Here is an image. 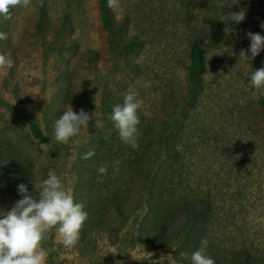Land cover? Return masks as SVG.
Returning a JSON list of instances; mask_svg holds the SVG:
<instances>
[{
	"label": "rangeland",
	"instance_id": "obj_1",
	"mask_svg": "<svg viewBox=\"0 0 264 264\" xmlns=\"http://www.w3.org/2000/svg\"><path fill=\"white\" fill-rule=\"evenodd\" d=\"M220 4L120 0L119 8H110L115 25L122 26L117 46L103 27L98 0H32L30 8H13L10 18L0 17V32L7 34L0 40V54L14 61L11 69L0 68V160L20 156L28 162L33 195V184L53 171L88 213L72 248L63 246L55 228L49 232L42 245L49 253L46 264H187L176 260L185 257L179 249L193 253L200 239L208 241L206 254L221 264H239L243 251L264 264V118L259 104L264 93L253 98L250 81L252 72L264 67V49L250 61L239 56L241 50L251 56L246 33L264 36L259 28L264 0L242 5L245 19L232 22L227 34L220 27ZM195 39L208 48V73L197 104L189 109L181 104L189 89L186 66ZM130 40L140 45L125 54L121 45ZM129 91L143 101L138 129L142 122L155 128L164 119L182 121L185 129L177 131L191 183L184 195L205 202L184 211L174 205L178 195L172 191L170 219L164 221L171 226L148 245L140 236L144 207L126 220L114 209L102 214L111 197L108 190L102 188L96 197L94 189L80 186L88 177L83 167L93 163L81 158L96 145L92 138L105 132L106 139L113 131L112 114L102 111L104 94L123 100ZM70 105L91 118L67 144L58 143L54 124ZM0 178V211L6 212L23 197L14 198L7 189L9 183L18 192L16 179ZM137 192L134 188L130 194L131 206ZM201 207V232L187 242L183 235L172 239ZM125 210L127 215L131 209Z\"/></svg>",
	"mask_w": 264,
	"mask_h": 264
},
{
	"label": "trees",
	"instance_id": "obj_2",
	"mask_svg": "<svg viewBox=\"0 0 264 264\" xmlns=\"http://www.w3.org/2000/svg\"><path fill=\"white\" fill-rule=\"evenodd\" d=\"M218 1L223 3L220 4L221 6L219 8V15L222 14L224 16L222 21L226 19L225 16L229 13L244 10L242 5H246L249 2V0H234L236 2V4H234L232 3L233 0ZM206 2H208V0H206ZM249 5H252V3ZM260 6L262 5L257 7ZM98 8L103 27L114 37L113 42L114 45L117 46L118 43L122 42V26L115 25L107 0H98ZM226 26L230 28L232 22L229 21L227 25L224 21L220 22V27L222 29L225 30ZM259 28L264 29L262 27ZM139 45V41L130 40L122 43L121 50L125 54L131 53L134 52ZM189 46L190 63L186 66L189 89L187 94L182 97L181 105H185L191 109L195 107L200 94L205 88V77L208 73V48L202 39L193 40ZM117 104L122 106L123 100L121 98H115V96L113 97L111 93H105L101 102L103 113L107 112L112 114V109ZM259 104L262 111L260 114L264 118V99H262ZM185 115L184 112L180 113L182 118L185 117ZM181 122L182 121L178 118H176L173 123L164 119L163 122L156 126L154 125L155 128H153L151 124L142 122V126L139 129L141 136L138 137L139 147L135 149L119 139L118 131L113 122L110 126L113 130L112 134L108 135L106 139L103 137L104 135L107 136L105 132L100 134L98 136L100 138L98 139L92 138V142L96 144L93 148L95 155L87 159V161L90 160L93 163L83 167L84 170L88 172V177L80 181V186H82V188L94 189L96 197H98L102 188L108 190L111 194V197L103 204L102 214L108 213L114 209L121 214L123 220H126L139 208L144 207L146 209V213L143 217L144 222L140 227V236L145 245H148L149 242L151 243L155 237L162 234L166 229L168 230L171 226V222L164 221L170 219L167 206H169L170 203L172 204L170 199L172 191H175L178 195V198L173 202L174 205L184 209V211L188 210L186 208L188 205H200L205 203L201 198L193 197L189 199L188 196L184 195L185 189H191V183L187 181L189 171L182 163V161H184L185 152L180 148L182 135L180 132H183L185 128L181 127ZM178 128L180 130L179 133ZM36 133L38 137H41L40 132L36 131ZM154 136L155 138L153 139ZM171 138H176L177 140L170 142L169 140H171ZM154 156H157V158ZM116 160L122 162L119 165V171H114L113 168V163ZM104 164L108 165V170L107 173L101 175L98 172V168ZM0 175L5 178L4 180H6V182L13 177L16 179L17 186L20 184L27 185L29 193L32 194L30 188L32 178L31 169L28 162L22 157L14 156L11 159L0 160ZM12 186L8 183V191L14 198L20 199L18 198L20 195L19 192L11 191ZM134 188L138 191V198L136 199L135 205L131 206L132 204L129 202V197ZM207 203H209V201H207ZM125 209H131L127 212V215L123 214V212L126 211ZM202 212H204V208L201 207L200 210L195 213V216H192L194 220L190 221V225L187 226V228L184 226L182 231L171 238L176 239L183 235V241L187 242L191 236L201 232L199 222L202 221L199 220V218ZM184 229L185 231L183 234ZM201 240L202 239L199 240L198 247H201ZM185 251V247L182 246L179 252L186 253L187 256L184 258H178L176 256V260L190 264L192 263V252L189 253ZM237 255L238 253L236 257H238ZM241 255H243V257L241 258V262L240 259L238 260L239 264H262V260L251 257V254L247 251H243ZM213 260L215 264H221L222 261L217 258Z\"/></svg>",
	"mask_w": 264,
	"mask_h": 264
},
{
	"label": "clouds",
	"instance_id": "obj_3",
	"mask_svg": "<svg viewBox=\"0 0 264 264\" xmlns=\"http://www.w3.org/2000/svg\"><path fill=\"white\" fill-rule=\"evenodd\" d=\"M107 4L109 8L117 9L120 0H107ZM31 6L32 0H0V17L8 19L11 9H28ZM225 18L223 21L226 25L229 21L238 24L245 19V11L229 13ZM261 27L264 28V24H261ZM229 31L231 30L226 26L225 33ZM246 36L250 40L248 51L251 56L246 55L244 50H241L239 56L250 61L264 49V36L252 32L246 33ZM6 39L7 34L0 32V40ZM13 66L12 59L0 54V68L11 69ZM250 81L255 89L253 98H257V93H264V67L252 72ZM142 106L143 101L138 98V93L129 91L124 96L123 105L117 104L112 109L111 120L118 131L119 139L133 149L139 147V110ZM90 118L83 109L76 112L71 105L68 106L55 121L56 142L67 144L70 138L79 134L82 127L87 128ZM94 155L95 151L90 150L81 158L87 160ZM121 163L120 160L114 161V171H119ZM107 170V164L98 168L101 175L107 173ZM33 190L36 195L29 193L27 185L20 184L18 192L23 198L10 210L0 211V264H46L49 253L42 245L54 228L65 248H72L79 242L88 213L83 204L75 202L72 192L66 189L61 178L49 171L46 179L33 184ZM207 246L208 241L202 239L201 247L191 254L192 264H215L206 254Z\"/></svg>",
	"mask_w": 264,
	"mask_h": 264
}]
</instances>
